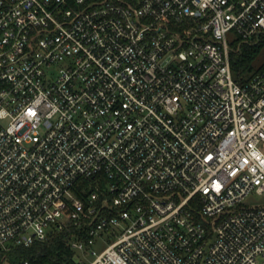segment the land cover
I'll use <instances>...</instances> for the list:
<instances>
[{"label": "built area", "instance_id": "1", "mask_svg": "<svg viewBox=\"0 0 264 264\" xmlns=\"http://www.w3.org/2000/svg\"><path fill=\"white\" fill-rule=\"evenodd\" d=\"M263 42L264 0H0V252L264 264Z\"/></svg>", "mask_w": 264, "mask_h": 264}, {"label": "trees", "instance_id": "2", "mask_svg": "<svg viewBox=\"0 0 264 264\" xmlns=\"http://www.w3.org/2000/svg\"><path fill=\"white\" fill-rule=\"evenodd\" d=\"M264 47V42L258 45L243 44L241 48L232 53V68L239 81L245 82L258 69L253 63ZM86 184V182H85ZM71 235L67 232L58 233L46 241H37L30 247H16L10 251L0 252V262L8 260L12 264H80L75 260L76 251L69 243ZM84 239L90 238L87 232Z\"/></svg>", "mask_w": 264, "mask_h": 264}, {"label": "rangeland", "instance_id": "3", "mask_svg": "<svg viewBox=\"0 0 264 264\" xmlns=\"http://www.w3.org/2000/svg\"><path fill=\"white\" fill-rule=\"evenodd\" d=\"M230 38H231V35H230ZM263 64H264V47L260 51L256 60L254 61L253 67L254 69H258ZM234 78L237 82H240L235 73H234ZM249 201L250 202H264V196L253 194V196L250 197ZM117 234L111 233V232H103L101 235L95 238L94 244L88 246L86 250L76 251L75 260L78 263L85 262L86 264H89L92 260L95 259L97 254H99L105 247L108 246L109 243L118 239V236L121 234V231H118ZM93 251H95V254L93 253ZM0 264H12V263H10L8 260H3L0 262Z\"/></svg>", "mask_w": 264, "mask_h": 264}]
</instances>
